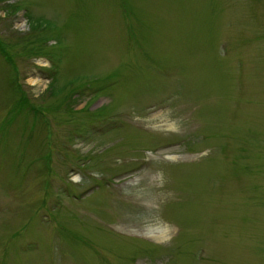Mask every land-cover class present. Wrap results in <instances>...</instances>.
Wrapping results in <instances>:
<instances>
[{"label": "rangeland", "instance_id": "374dc122", "mask_svg": "<svg viewBox=\"0 0 264 264\" xmlns=\"http://www.w3.org/2000/svg\"><path fill=\"white\" fill-rule=\"evenodd\" d=\"M0 264H264V0H0Z\"/></svg>", "mask_w": 264, "mask_h": 264}, {"label": "trees", "instance_id": "16d2710c", "mask_svg": "<svg viewBox=\"0 0 264 264\" xmlns=\"http://www.w3.org/2000/svg\"><path fill=\"white\" fill-rule=\"evenodd\" d=\"M18 88H19V86H18ZM17 89V88H16ZM18 103V102H17ZM22 105V107H23V109H26V110H30V111H32V107H30L29 105H27L26 104V102L24 101V102H22L21 103ZM34 112V111H33ZM40 121H41V119H40ZM41 123H42V121H41Z\"/></svg>", "mask_w": 264, "mask_h": 264}]
</instances>
